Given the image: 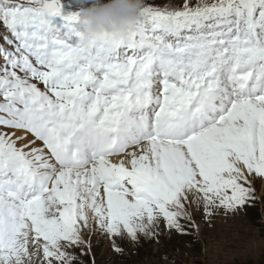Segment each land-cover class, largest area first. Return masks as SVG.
I'll list each match as a JSON object with an SVG mask.
<instances>
[{
    "label": "snow or ice",
    "instance_id": "snow-or-ice-1",
    "mask_svg": "<svg viewBox=\"0 0 264 264\" xmlns=\"http://www.w3.org/2000/svg\"><path fill=\"white\" fill-rule=\"evenodd\" d=\"M78 15L0 0V264H88L97 230L123 253L264 188V0L144 3L89 42Z\"/></svg>",
    "mask_w": 264,
    "mask_h": 264
},
{
    "label": "rangeland",
    "instance_id": "rangeland-1",
    "mask_svg": "<svg viewBox=\"0 0 264 264\" xmlns=\"http://www.w3.org/2000/svg\"><path fill=\"white\" fill-rule=\"evenodd\" d=\"M257 197L254 206L234 216L216 215L210 221L193 206L195 227H186L188 235L164 232L159 243L117 239L123 253L113 251L108 237L92 233L88 264L93 258L95 264H264V188L259 182Z\"/></svg>",
    "mask_w": 264,
    "mask_h": 264
},
{
    "label": "clouds",
    "instance_id": "clouds-1",
    "mask_svg": "<svg viewBox=\"0 0 264 264\" xmlns=\"http://www.w3.org/2000/svg\"><path fill=\"white\" fill-rule=\"evenodd\" d=\"M78 9L79 31L85 42L96 35L107 32L126 36L137 28L143 0H75Z\"/></svg>",
    "mask_w": 264,
    "mask_h": 264
}]
</instances>
